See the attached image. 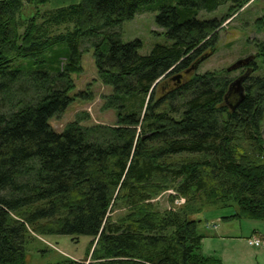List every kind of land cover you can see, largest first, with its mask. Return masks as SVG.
<instances>
[{
  "label": "trees",
  "instance_id": "obj_1",
  "mask_svg": "<svg viewBox=\"0 0 264 264\" xmlns=\"http://www.w3.org/2000/svg\"><path fill=\"white\" fill-rule=\"evenodd\" d=\"M164 1L155 22L170 43L141 55L119 27L158 0H0V264H25L32 239L59 235L89 237L87 264H222L201 252L204 212L264 222V76L244 81L231 110L232 79L189 70L253 0ZM225 3L223 17L197 18ZM254 44L264 61V41ZM86 45L116 123L79 115L57 132L50 118L92 100L72 77ZM168 189L185 202L162 210L154 198Z\"/></svg>",
  "mask_w": 264,
  "mask_h": 264
},
{
  "label": "rangeland",
  "instance_id": "obj_2",
  "mask_svg": "<svg viewBox=\"0 0 264 264\" xmlns=\"http://www.w3.org/2000/svg\"><path fill=\"white\" fill-rule=\"evenodd\" d=\"M164 3V0H158L156 9L138 12L133 19L124 21L119 27L121 41L127 43L135 39L139 40L141 42L139 49L141 55L149 54L156 44L170 43L165 36V29L157 26L155 22V16L158 13L157 7ZM229 6L230 3H225L211 12L200 11L197 18H221L227 13ZM261 17L264 18V0L250 1L231 17L227 18L218 30V39L214 52L207 54V57L198 64L199 66L194 71L200 74L206 71H214L230 80L240 75L243 69H235L230 72H225V70L235 61L256 54L257 50L254 42L264 41V28L258 29L255 24L256 20ZM84 48L86 51L83 52L81 58L83 71L80 74H74L72 77L76 85L75 91L89 88L93 93V97L91 101H85L76 97L64 112L50 118L49 123L57 132H62L69 122L79 119V115H83L85 118L82 121L84 125H114L117 120L115 110L105 108L103 102V96L109 94L111 88L101 84V81L98 79L97 70L93 62L92 49H89L87 45ZM255 63L257 69L252 72V76L263 77L264 61L260 57H257ZM170 196L177 197L173 189L162 192L154 198V201L162 210L179 206L180 204H175V199L173 201L169 200ZM233 211L234 209H224L219 210V213L224 215L230 214ZM207 212H213V210ZM207 212L205 211L204 214ZM238 230L237 224L234 225L233 232L236 234ZM249 234L250 232H246L244 235L248 236ZM240 236L242 235L240 234ZM88 243V236H78L77 241L73 239V236L69 235L37 236L36 239H32V242L28 246L25 264H52L62 257L80 260L87 258L84 261L87 264L89 256L85 257V252ZM235 244L239 252L245 253L250 249L248 241L247 243L241 241ZM221 247L227 252H229V249H232L231 245L227 246V250L226 246H220L219 249Z\"/></svg>",
  "mask_w": 264,
  "mask_h": 264
},
{
  "label": "crops",
  "instance_id": "obj_3",
  "mask_svg": "<svg viewBox=\"0 0 264 264\" xmlns=\"http://www.w3.org/2000/svg\"><path fill=\"white\" fill-rule=\"evenodd\" d=\"M79 0H50L49 8H58L70 4H76ZM234 213L221 215L219 211L207 212L202 215L200 231L204 234L201 243V252L207 256L219 258L222 264H264V222L258 220L233 219L228 218ZM206 222H217V228L206 227ZM237 224L238 232H233L234 225ZM250 232L248 236L244 234ZM238 234V235H237ZM240 234L242 236H240ZM254 236L261 239L259 246H249L248 252H239L236 248V242L247 243V238ZM231 245L232 249L225 251L220 246ZM223 248V249H222ZM219 249V250H218ZM224 251V252H222Z\"/></svg>",
  "mask_w": 264,
  "mask_h": 264
},
{
  "label": "water",
  "instance_id": "obj_4",
  "mask_svg": "<svg viewBox=\"0 0 264 264\" xmlns=\"http://www.w3.org/2000/svg\"><path fill=\"white\" fill-rule=\"evenodd\" d=\"M205 57H207V54H204L201 56V58L189 69L194 70L199 62H201ZM255 56L250 55L245 58L239 59L235 61L233 64H231L229 67H227V71L230 72L235 69L242 68L244 66L249 65L250 62L254 60ZM189 70L187 72H189ZM252 73V68L247 67L245 71L237 76L235 79H233L228 87V91L224 97L225 103L228 105V107L231 110H234L235 107L238 105L240 101H242L244 97V81L250 76ZM175 78H179V76H176Z\"/></svg>",
  "mask_w": 264,
  "mask_h": 264
},
{
  "label": "built area",
  "instance_id": "obj_5",
  "mask_svg": "<svg viewBox=\"0 0 264 264\" xmlns=\"http://www.w3.org/2000/svg\"><path fill=\"white\" fill-rule=\"evenodd\" d=\"M184 202V199L183 198H179V199H176L175 200V203L176 204H181ZM212 227H215V225H212ZM248 244L251 245V246H258L260 244V241L256 238H251L248 240Z\"/></svg>",
  "mask_w": 264,
  "mask_h": 264
},
{
  "label": "flooded vegetation",
  "instance_id": "obj_6",
  "mask_svg": "<svg viewBox=\"0 0 264 264\" xmlns=\"http://www.w3.org/2000/svg\"><path fill=\"white\" fill-rule=\"evenodd\" d=\"M245 68H246V67H245ZM243 71H244V68H243ZM243 71H242V72H243Z\"/></svg>",
  "mask_w": 264,
  "mask_h": 264
}]
</instances>
